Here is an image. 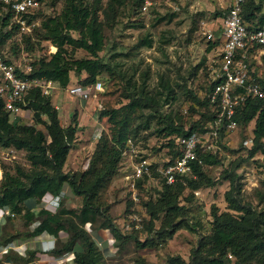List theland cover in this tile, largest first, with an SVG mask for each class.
Segmentation results:
<instances>
[{
	"label": "trees",
	"instance_id": "obj_1",
	"mask_svg": "<svg viewBox=\"0 0 264 264\" xmlns=\"http://www.w3.org/2000/svg\"><path fill=\"white\" fill-rule=\"evenodd\" d=\"M128 1H133L135 5L142 3V0H106L105 7L106 10L114 13ZM98 2L94 0L86 4L82 0H62L56 16H50L46 12L34 14L33 19L39 21V30L36 32L38 39L49 42L56 50L33 62L30 78L50 81L61 89L73 84L70 83V73L76 79L84 74L80 83L76 80L74 84L87 86L88 83L90 85L96 81L95 77L105 68V65L97 58V53L103 47L101 24L97 22L95 16ZM54 4L55 0H50L49 5L52 7ZM217 15L221 16L222 13H217ZM7 17L2 24L0 42L5 41L16 30L15 27L6 30ZM241 18L248 30H264V0H246L242 6ZM69 32H77L78 37H71ZM24 36L22 40L24 38L26 49L31 50V46L27 44L29 38ZM146 43L150 44L149 41ZM208 45L207 49H210L215 46V43ZM76 50L85 52L89 58L73 59L72 55ZM105 70L108 71V68L106 67ZM250 74L255 75L253 72ZM259 81L264 86V79L259 78ZM214 84L216 82L206 87L207 94ZM159 85L163 90V94L158 93L160 97L154 98L147 95V91L142 88L139 91L133 89L132 93L125 96L128 99L125 105L118 109L100 111L99 117H105L110 126V135L108 138L98 139L88 168L80 173L64 171V165L74 140L75 128L71 126L63 128L60 125L57 113L48 96L41 94L37 88L28 91L25 97V107L31 112L32 120L29 124L15 126L9 123L8 116L0 108V144L25 152V160L29 167L25 170L15 166L13 173L8 171L2 173L0 213L7 211L13 216L23 217L26 226L33 223L31 230L27 229L25 233L27 237H57L60 233L65 234V242L52 251L54 255L71 253L73 264H102L103 251L87 233L86 226L95 223L97 219H102L95 228L109 231L113 240L112 247L115 249L122 241L139 231L132 228L129 232L122 233L97 201L99 191L106 186L115 173L125 141L137 134L139 130H147L150 122L155 119L158 123L155 132L165 133V138L171 136L167 140L166 147L171 148L175 156L177 151L173 138L185 136L192 131V128L184 129L181 124H173L169 115L159 113L164 102L172 98V90L167 83L160 79ZM186 93L191 95V91H186ZM162 96L163 100H161ZM202 100L200 105H205L209 109V114L205 116V120L209 122L213 117L214 105L206 95ZM143 110H148L149 113L132 128L130 115L134 112L141 114ZM42 116L45 120L41 119ZM233 120L236 127L246 126L253 121L251 131L253 145L247 155L250 157L259 147L263 146L261 145V139L264 136L263 101L247 99L235 109ZM37 125H42L43 130L36 128ZM203 126L200 125L194 130L202 132L204 131ZM262 152L264 153V147ZM197 157L200 163H191V172L197 177L196 180L181 176L173 183L166 184L164 178H160V174L154 172L153 176L157 179L156 185L159 188L150 183L147 185L145 178L136 181L135 187L140 193L146 190L154 192V197L150 200H142L141 196L139 197L141 207L144 208V212L145 209L148 211L149 216L145 229L151 231L153 221L159 217L157 214H162L160 228L157 230L158 239L155 241L145 239L139 247H154L161 239L171 237L177 229L192 230V226L180 219L184 208L178 204V198L185 189L190 190L189 197L193 198L192 190L210 185L211 181L204 174L202 166H212L219 162L217 155L212 152L198 151ZM241 161L243 159H240ZM237 167L238 163L222 174L223 178L229 182V190L224 193V201L227 208L236 214L217 213L215 209H212L209 233L198 240L196 248L189 256V262L185 263L178 256H170L166 259L167 264H225L228 261L227 255L232 257L233 264H264V206L261 210H256L250 204L241 202L237 194L239 189L235 186L238 182V176L235 173ZM155 168L157 166L151 163L150 169ZM64 184L68 186L73 196L81 198V204L77 210L59 209L51 212L41 208L34 213L27 207V201L33 200L39 203L54 198ZM56 204L57 202L53 206ZM125 206V212H129L131 208L129 199ZM63 215H70L71 220L64 223ZM1 260L9 264H35L34 253L29 251L22 257L8 250ZM134 264H143V262L137 259Z\"/></svg>",
	"mask_w": 264,
	"mask_h": 264
},
{
	"label": "rangeland",
	"instance_id": "obj_2",
	"mask_svg": "<svg viewBox=\"0 0 264 264\" xmlns=\"http://www.w3.org/2000/svg\"><path fill=\"white\" fill-rule=\"evenodd\" d=\"M98 1L95 16L97 22L101 24L103 47L97 53V58L105 65V68H108V71L104 68L95 78L96 81L102 82L103 91L85 102L72 101L64 96L65 88H58L52 83L54 89L50 95H47L53 108L57 107L54 110L60 125L63 128L68 126L75 128L74 140L64 168L67 172L80 173L87 169L98 139L109 137L110 126L105 117H99L100 111L118 109L125 105L128 102L125 96L132 93L133 89L139 91L142 88L147 91V95L157 98L158 93L163 94L159 85L160 79L171 88L172 98L164 102L159 113L169 115L173 124H181L184 129L194 130L208 122L205 116L209 114V109L205 105H200V102H203L202 98L205 95L207 96L206 87L212 82L213 74L217 70V50L219 48L216 45L207 49L210 41L204 38L201 30L203 28V31H212L214 34V30L220 24V16L217 13L224 12L225 0H151L152 4L146 11L142 10L141 4L135 5L133 1H128L114 13L106 10V0ZM59 5L61 4L55 2L54 6H49L51 9H48L47 13L50 16H56ZM38 26L39 21L35 20L32 31L24 36L29 38L27 44L31 46V50L26 49L22 35H19V45L16 42L11 44L13 51L17 54L21 52L26 55L33 54L34 62L42 58L46 52L52 53L56 50L49 42L38 39L36 35L39 30ZM69 35L73 38L78 37L77 32H69ZM213 41L214 39L211 42ZM72 58H89V55L76 50ZM249 60L243 59L249 73H261L260 78L264 79V67L255 66L259 63L264 64V59L252 50ZM70 77L73 84L77 82L76 80L80 83L84 74L76 79L70 73ZM186 91H191V95ZM88 108L93 111L95 118L100 122L101 132L97 140L90 137L91 115L89 118L88 115L78 116ZM79 110H81L80 113H78ZM148 113V110H143L141 114L132 113L130 126L133 128L139 124ZM41 119L45 120L44 116ZM24 124L26 123L14 125ZM157 126V120L153 119L147 130H139L131 137L133 139L129 138L125 141L115 173L97 196L100 207L106 210L105 213L111 217L122 233L129 232L134 225L137 227L135 230H139L133 233L132 237L119 243L117 249L103 251L102 264H134L137 259H141L143 264H167L166 259L170 256H178L188 263L189 256L196 248L198 240L209 233L211 210L215 209L217 213L236 214L227 208L224 201V193L229 190V182L222 176L225 170L233 168L236 163L238 167L235 173L238 176V182L235 186L239 189L237 194L241 202L250 204L256 210H261L264 206V153L262 152L264 136L261 139L263 146L247 157L253 145L251 134L253 121H251L246 126H237L231 132L220 133L221 137H218L212 148V153L217 155L219 162L212 166H202L211 184L192 190L193 198L189 197L190 190L188 189H185L179 196L178 204L184 208L180 219L192 226V230L177 229L171 237L161 239L154 247H139L145 239L154 241L158 239L157 230L160 228L162 214H157L158 219L153 221L152 230L148 231L145 229L149 220L148 211L145 209L144 212V208L140 205L133 211L134 213L138 211V219L131 221L128 230L124 229L128 221L127 216L130 214V212H125V205L131 191L123 178L129 174L131 165L139 158H146L157 166L174 157L173 150L166 147L167 140L171 136L165 138V133H156ZM36 128L43 130L42 125H37ZM240 159L243 161L240 162ZM15 166L25 170L29 168L25 160V152L19 151L14 162L4 164L2 173L4 171L13 173ZM187 178L197 179L193 173ZM156 183L154 179L150 185H156ZM156 186L159 188L158 185ZM196 191L199 194L195 196L193 192ZM153 197L152 190H146L141 194L142 200H150ZM56 202L58 206H52L54 211L59 209L74 211L79 208L81 198L69 196L64 199L59 198ZM62 220L64 223L71 220L70 215H63ZM1 221L3 225L0 244L12 241L14 243L26 237L25 233L29 227L26 226L23 217L12 215L5 218L3 216ZM101 221L102 219H97L95 223L87 226V233L90 234L91 228H95ZM55 262L54 264H61L59 259ZM0 264H9V262L0 260ZM225 264H233L232 259Z\"/></svg>",
	"mask_w": 264,
	"mask_h": 264
},
{
	"label": "built area",
	"instance_id": "obj_3",
	"mask_svg": "<svg viewBox=\"0 0 264 264\" xmlns=\"http://www.w3.org/2000/svg\"><path fill=\"white\" fill-rule=\"evenodd\" d=\"M61 1L55 0L57 4ZM93 1L82 0L86 4ZM245 1L225 0L224 12L219 17L220 24L214 30V34L212 31H203V28L201 30L204 38L210 41L209 43H215L219 48L217 70L212 77V82L216 84L207 94L209 101L214 105L212 119L203 126L202 132L192 130L185 136L174 137L176 155L171 160L167 159L164 164L157 165L154 170L150 169L151 162L146 158H139L131 165L129 174L123 178L131 191L130 214L127 216L128 221L124 229L128 230L131 221L138 219V211L133 212L140 207L139 196L142 194L135 187L137 180L145 178L148 185L153 183L155 179L153 173L157 172L160 178H164L166 184H171L181 176L190 175L191 163H200L197 152H212L219 132H231L236 128L233 116L237 107L247 99H259L264 103V86L259 81L260 77L257 74L252 76L242 61L250 56L252 50L264 59V30H248L241 18ZM49 2L50 0H0V33L3 31L2 24L6 16L8 17L5 27L16 28L12 36L0 42V108L8 116L11 124L31 122V112L25 107V97L30 89L37 88L45 96L50 95L54 89L50 81L29 77L34 62L33 54L26 55L22 52L17 54L11 46L14 42L20 44L19 35L23 36L32 31L34 14L47 13V10L51 9ZM151 4V0H142V10L146 11ZM213 39L214 41L211 42ZM48 54L50 52H46V55ZM102 91V82L95 81L89 86L68 85L64 89V96L68 100L85 102ZM54 108L57 109L56 106ZM100 132L101 128L94 132L95 140L99 138ZM18 152L19 150L13 147H4L0 144V182L2 166L14 162ZM193 194L196 196L199 193L196 191ZM2 215L12 216L7 211ZM132 228L137 229L135 225ZM231 259L232 257L227 255V260L231 261Z\"/></svg>",
	"mask_w": 264,
	"mask_h": 264
},
{
	"label": "crops",
	"instance_id": "obj_4",
	"mask_svg": "<svg viewBox=\"0 0 264 264\" xmlns=\"http://www.w3.org/2000/svg\"><path fill=\"white\" fill-rule=\"evenodd\" d=\"M261 58V56L259 55ZM249 60V57L247 58ZM251 63V61L249 60ZM255 66H263V63L256 64ZM262 67V68H263ZM264 70V69H263ZM259 77L260 74L257 72L256 73ZM72 80L70 79V83ZM81 110H79L78 113H80ZM83 115H88V118L91 115V123H90V137L94 138V132L98 130V128H101L100 122L95 118V114H93V111H91L90 108H88L87 111L84 112L81 115V113L78 115L79 117H83ZM104 118V117H102ZM66 164V162H65ZM65 168V165H64ZM66 172V170H64ZM69 196H73L66 184H64L60 191L59 194L56 195L54 198L48 199L46 202L40 201L39 203H35L33 200L27 201L26 205L27 207L30 208V210L34 213H37L38 210L45 209L48 211H54L53 209V204L57 201L59 198H68ZM74 197V196H73ZM4 212V211H3ZM2 212V213H3ZM0 213V235H1V230H2V218L4 215ZM8 216H5V218ZM33 224V223H32ZM29 225V230L33 227ZM90 225H88L89 227ZM87 227V226H86ZM85 227V230L87 231V228ZM89 234V233H88ZM91 238L96 242V244L99 246V248L102 251H110L112 247L113 240L110 236V233L107 229H96V228H91V232L89 234ZM22 238V237H21ZM66 240V235L60 233L57 237H49V236H39V237H24L20 241L16 240L14 243L13 241L11 243L7 244H0V260L4 257V254L6 251L11 250L13 251L16 255L18 256H25L26 252H33L34 253V263L35 264H54L56 263L55 260L59 259L61 260V264H73L71 263L72 261V254L67 253L64 255H54L52 251L58 249L61 246V243H64ZM105 248V249H104Z\"/></svg>",
	"mask_w": 264,
	"mask_h": 264
}]
</instances>
